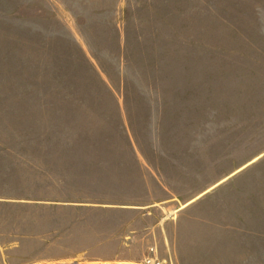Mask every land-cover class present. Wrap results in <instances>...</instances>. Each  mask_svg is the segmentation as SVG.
Masks as SVG:
<instances>
[{
  "label": "rangeland",
  "instance_id": "obj_1",
  "mask_svg": "<svg viewBox=\"0 0 264 264\" xmlns=\"http://www.w3.org/2000/svg\"><path fill=\"white\" fill-rule=\"evenodd\" d=\"M154 245L264 264V0H0V264Z\"/></svg>",
  "mask_w": 264,
  "mask_h": 264
},
{
  "label": "trees",
  "instance_id": "obj_2",
  "mask_svg": "<svg viewBox=\"0 0 264 264\" xmlns=\"http://www.w3.org/2000/svg\"><path fill=\"white\" fill-rule=\"evenodd\" d=\"M122 129L124 131L123 132V138L125 140L129 141V143H130L131 142V137L129 135V131H127V128L126 127L124 129V125H123ZM51 135H48V137H46L45 139L47 140V142L49 144H53V146H55V148H58L59 147L58 144H60L61 142L64 143V144H70V145L75 144V142H73L75 140L73 138H71V136L70 137H67L69 134L66 135L64 133L63 134L65 136L64 139H62V137H63L62 133L61 134H57V135L55 134L54 136H51ZM74 137H76V136H74ZM64 140H65V142H64ZM71 156H72L71 152L63 153V152H58L55 149V151L53 152V154L46 153L45 156H44V158L46 160H48V161H51V162H48V163H50L51 166H52L53 162L56 163V164H59L61 162L62 163H65V162L68 163L69 160L75 159V158H73ZM48 174H49L50 178H52V175L53 174H50L49 172H48ZM31 197H34V198H46V199L49 198V199L54 200V201L60 200L62 198L61 194H53V195L48 194V195H45V196L44 195H39V196H31ZM70 199H74V198H70Z\"/></svg>",
  "mask_w": 264,
  "mask_h": 264
},
{
  "label": "built area",
  "instance_id": "obj_3",
  "mask_svg": "<svg viewBox=\"0 0 264 264\" xmlns=\"http://www.w3.org/2000/svg\"><path fill=\"white\" fill-rule=\"evenodd\" d=\"M143 264H164L163 259L158 254L156 245L150 247L149 253L145 257Z\"/></svg>",
  "mask_w": 264,
  "mask_h": 264
}]
</instances>
